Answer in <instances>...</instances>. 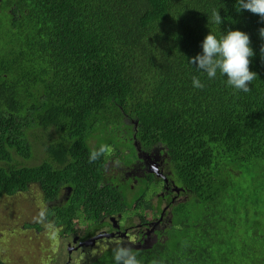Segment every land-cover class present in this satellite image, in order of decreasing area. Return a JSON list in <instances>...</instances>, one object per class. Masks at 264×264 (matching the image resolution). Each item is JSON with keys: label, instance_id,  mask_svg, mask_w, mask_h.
<instances>
[{"label": "trees", "instance_id": "trees-1", "mask_svg": "<svg viewBox=\"0 0 264 264\" xmlns=\"http://www.w3.org/2000/svg\"><path fill=\"white\" fill-rule=\"evenodd\" d=\"M236 4L0 0V200L12 204L35 189L53 203L72 189L68 203L47 209L51 232L37 222L22 226L44 232L53 249L59 228L67 235L76 224L91 230L132 208L142 219L158 215L157 181H140L139 201L130 206L138 185L107 173L112 159L134 160V135L146 150H165L185 191L166 238L134 250L141 264H264V21ZM213 9L221 25L209 24ZM229 29L248 33L255 52L257 77L247 93L188 62L210 31L219 37ZM101 143L112 151L90 163ZM7 230L0 228V264L50 258L29 249L15 259L1 235ZM97 264H115L112 251Z\"/></svg>", "mask_w": 264, "mask_h": 264}, {"label": "flooded vegetation", "instance_id": "flooded-vegetation-1", "mask_svg": "<svg viewBox=\"0 0 264 264\" xmlns=\"http://www.w3.org/2000/svg\"><path fill=\"white\" fill-rule=\"evenodd\" d=\"M133 136L131 143L135 150L134 160L127 164L125 160L118 159L120 163L116 166L114 162L117 160L112 159L106 165L109 168L107 173L118 184H128L132 189L142 180L152 178L157 181L161 190L152 202L158 208L155 211L158 215L142 219L139 214L133 212L130 215L127 212L119 213L117 217H104L101 223L91 230L90 225L76 224V233L72 235L65 234V231L59 228L54 245L55 252L42 264H97V261H104L106 250L112 251L116 241L139 251V248L151 247L166 238L165 232L171 228L174 218L172 207L180 201H185V191L181 187L178 190L173 181L165 150L160 146L146 150ZM71 195L72 189L68 188L63 199L54 200L53 203L50 201L47 209H53L54 205L63 206L68 203ZM137 201L139 198L135 199V202ZM95 249L98 250L97 253L93 252Z\"/></svg>", "mask_w": 264, "mask_h": 264}, {"label": "clouds", "instance_id": "clouds-1", "mask_svg": "<svg viewBox=\"0 0 264 264\" xmlns=\"http://www.w3.org/2000/svg\"><path fill=\"white\" fill-rule=\"evenodd\" d=\"M243 10L258 15L260 20L264 21V0H237L236 11ZM208 19L209 24L221 25L223 23V18L219 10L216 9L212 10L210 16L208 15ZM259 35L264 39V27L259 29ZM261 54L264 59V45L261 47ZM254 55L255 52L251 47V38L248 33L229 29L217 37L210 31L202 42V53L188 59V62L194 65L201 74H206L209 79H215L219 73L221 76L227 77L226 83L229 87L247 93L251 91L250 85L257 77V73L250 70L251 58ZM192 84L195 88H204V84L197 76L192 77ZM111 151L110 145L101 143L90 151L89 162H95ZM114 163L119 166L120 162L117 160ZM33 191L36 190L31 189L29 192ZM40 201L45 207H41L40 210L36 208L38 214L35 221L51 232L53 226L47 219V208H49L50 201H45L41 194ZM112 253L115 264H141L137 258L138 253L131 246L119 241L115 242ZM152 264H156V261H153Z\"/></svg>", "mask_w": 264, "mask_h": 264}, {"label": "rangeland", "instance_id": "rangeland-1", "mask_svg": "<svg viewBox=\"0 0 264 264\" xmlns=\"http://www.w3.org/2000/svg\"><path fill=\"white\" fill-rule=\"evenodd\" d=\"M142 186L143 185L139 187L138 185L134 192L130 191L133 196L128 201L130 206L134 205L135 199L139 198V192ZM149 196L150 193L147 198H149ZM23 198V200H20L19 198L15 200L12 199V204L7 205L3 204L6 199L0 200V228L8 227L7 231L1 233L3 237L8 239L5 242L7 251L13 256H16L15 259L20 257L23 258L24 255H28L29 249L36 255V257L42 254L52 255L55 248L52 249L50 244L46 241L44 232L38 233L35 229L25 228L22 226L25 223H36L35 217L38 214L36 208L40 210L41 207H45V205L40 201V194L37 191L27 192ZM132 211L133 208L129 212V215ZM15 240L19 245V249L17 248V245L13 243ZM93 252L97 253L98 250L95 249ZM94 254L92 255V258ZM9 257L10 254L5 258V260L7 261V259H9L10 262L11 260ZM29 258H34V255H31ZM34 263L30 262V264Z\"/></svg>", "mask_w": 264, "mask_h": 264}, {"label": "water", "instance_id": "water-1", "mask_svg": "<svg viewBox=\"0 0 264 264\" xmlns=\"http://www.w3.org/2000/svg\"><path fill=\"white\" fill-rule=\"evenodd\" d=\"M178 190H180L179 188H177Z\"/></svg>", "mask_w": 264, "mask_h": 264}]
</instances>
